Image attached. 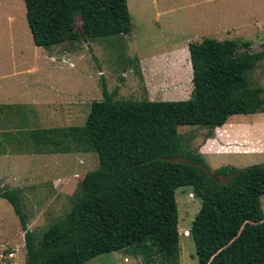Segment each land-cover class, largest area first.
Returning a JSON list of instances; mask_svg holds the SVG:
<instances>
[{"label": "trees", "instance_id": "1", "mask_svg": "<svg viewBox=\"0 0 264 264\" xmlns=\"http://www.w3.org/2000/svg\"><path fill=\"white\" fill-rule=\"evenodd\" d=\"M35 46L46 51L80 40L129 34L127 0H24ZM244 40L204 39L188 45L192 91L184 101L116 100L101 84L83 126L32 129L26 140L38 153H96L69 212L39 237L28 228L19 191H0L24 232L25 264H83L99 255L125 252L151 259V250L178 264L176 191L191 187L201 206L190 237L198 264H264V165L223 168L226 184L201 166L171 161L182 152L180 126L215 129L233 116L264 113V91L250 73L264 50ZM3 108H0V112Z\"/></svg>", "mask_w": 264, "mask_h": 264}, {"label": "rangeland", "instance_id": "2", "mask_svg": "<svg viewBox=\"0 0 264 264\" xmlns=\"http://www.w3.org/2000/svg\"><path fill=\"white\" fill-rule=\"evenodd\" d=\"M129 34L88 41L81 20L75 43L46 51L35 46L24 0H0V191L18 190L28 228L40 236L70 210L96 153H38L26 140L32 129L83 126L102 82L116 100L184 101L192 91L188 45L204 39L244 40L264 50V0H127ZM264 91V62L250 73ZM182 152L171 161L207 168L220 184L223 168L264 165V113L233 116L219 128L180 126ZM197 156L199 162L192 160ZM60 163V164H59ZM63 169V170H62ZM264 211V196L261 199ZM178 264H198L190 237L201 206L191 187L176 191ZM125 252L99 255L83 264H169ZM24 232L12 207L0 198V264H25Z\"/></svg>", "mask_w": 264, "mask_h": 264}, {"label": "bare ground", "instance_id": "3", "mask_svg": "<svg viewBox=\"0 0 264 264\" xmlns=\"http://www.w3.org/2000/svg\"><path fill=\"white\" fill-rule=\"evenodd\" d=\"M60 164V163H59ZM63 170V169H62Z\"/></svg>", "mask_w": 264, "mask_h": 264}]
</instances>
